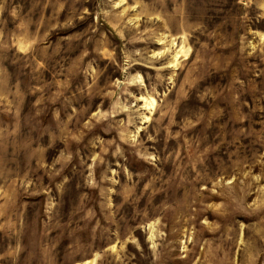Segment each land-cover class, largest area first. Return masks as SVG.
Returning <instances> with one entry per match:
<instances>
[{"label":"rangeland","instance_id":"rangeland-1","mask_svg":"<svg viewBox=\"0 0 264 264\" xmlns=\"http://www.w3.org/2000/svg\"><path fill=\"white\" fill-rule=\"evenodd\" d=\"M0 264H264V0H0Z\"/></svg>","mask_w":264,"mask_h":264}]
</instances>
